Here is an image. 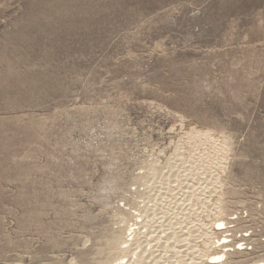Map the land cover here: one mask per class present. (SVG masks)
<instances>
[{
    "label": "rangeland",
    "instance_id": "obj_1",
    "mask_svg": "<svg viewBox=\"0 0 264 264\" xmlns=\"http://www.w3.org/2000/svg\"><path fill=\"white\" fill-rule=\"evenodd\" d=\"M130 228L139 264L264 260V0H0V264Z\"/></svg>",
    "mask_w": 264,
    "mask_h": 264
},
{
    "label": "bare ground",
    "instance_id": "obj_2",
    "mask_svg": "<svg viewBox=\"0 0 264 264\" xmlns=\"http://www.w3.org/2000/svg\"><path fill=\"white\" fill-rule=\"evenodd\" d=\"M205 135H207V134H205ZM208 137H209V135H208ZM210 138H211V136H210ZM211 140H212V138H211ZM199 142H200V140H199ZM222 225H224V224L222 223ZM129 231H130V234L127 233L124 237H120L118 239L115 238V239H117L116 241L112 239L113 242L115 241L114 246H112V247L113 248L115 247L116 258H118V259H116V261H119L118 262L119 264H139V263H141L142 259H144V258L150 259L151 257H149V255H153V254H152V252L151 253L147 252V250H146L147 244H145L144 248L139 251V249L142 247V244L144 243V241L140 240L141 237H137L138 233H135V236H134V229L130 228ZM209 244H210V242H209ZM210 248H212V245L210 246ZM111 251H112V249H111ZM134 257H136V258H134ZM206 257H207V255H206ZM223 258H224V255H222V253L221 254L216 253L213 256H211L210 259L216 261V260H222ZM252 264H264V260H260V261H257L255 263H252Z\"/></svg>",
    "mask_w": 264,
    "mask_h": 264
}]
</instances>
